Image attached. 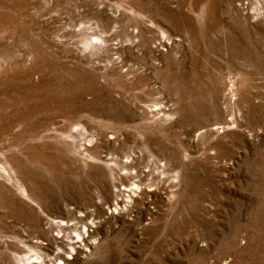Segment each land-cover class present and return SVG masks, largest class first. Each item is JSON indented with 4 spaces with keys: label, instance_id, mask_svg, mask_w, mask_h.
Returning a JSON list of instances; mask_svg holds the SVG:
<instances>
[{
    "label": "rangeland",
    "instance_id": "374dc122",
    "mask_svg": "<svg viewBox=\"0 0 264 264\" xmlns=\"http://www.w3.org/2000/svg\"><path fill=\"white\" fill-rule=\"evenodd\" d=\"M0 264H264V0H0Z\"/></svg>",
    "mask_w": 264,
    "mask_h": 264
}]
</instances>
